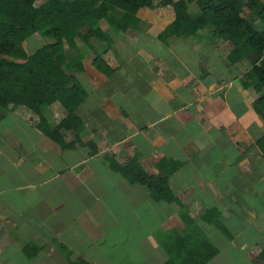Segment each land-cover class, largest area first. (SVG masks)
I'll list each match as a JSON object with an SVG mask.
<instances>
[{"label": "crops", "instance_id": "0c3cea01", "mask_svg": "<svg viewBox=\"0 0 264 264\" xmlns=\"http://www.w3.org/2000/svg\"><path fill=\"white\" fill-rule=\"evenodd\" d=\"M159 1L125 30L100 19L103 40L65 45L75 61L64 70L86 93L77 119L58 101L39 116L0 107V264H165L175 242L200 252L201 236L215 250L202 264H264V118L243 84L250 66L204 30L161 40L175 14ZM52 42L35 33L22 45L30 55ZM104 52L110 75L93 64ZM130 164L167 172L168 193L115 168Z\"/></svg>", "mask_w": 264, "mask_h": 264}, {"label": "trees", "instance_id": "16d2710c", "mask_svg": "<svg viewBox=\"0 0 264 264\" xmlns=\"http://www.w3.org/2000/svg\"><path fill=\"white\" fill-rule=\"evenodd\" d=\"M35 1L0 0V107L12 103L28 107L39 116L41 106L58 101L67 111L69 122L77 119L73 112L86 93L64 70L75 61L74 58L66 61L65 45L74 50L75 38L85 44L90 37L103 40L96 25L100 19L125 30L140 8L154 7L156 0H46L39 6H35ZM191 2L199 10L195 18L188 13ZM166 4L172 6L175 19L159 34L160 39L165 41L170 35L188 36L204 30L211 38L229 42L232 49L228 61L233 64L244 60L250 66L243 84L255 91L253 108L264 118V3L261 0H160L155 9ZM113 10H121L123 18L114 19L110 15ZM35 33L50 37L53 42L28 55L22 43ZM76 59L80 62L81 57ZM93 64L105 75L113 71L105 61V52L96 55ZM61 125L65 126V122ZM257 144L264 148V135ZM169 163L170 173L178 168L176 162ZM115 168L128 181L146 185L154 194L169 191L165 182L167 172L150 176L135 164L115 165ZM167 196V201L174 200L171 193ZM195 237L192 241L199 242ZM185 244L175 242L165 264H202L215 251L202 236L200 252L194 247L183 254L180 247Z\"/></svg>", "mask_w": 264, "mask_h": 264}, {"label": "rangeland", "instance_id": "374dc122", "mask_svg": "<svg viewBox=\"0 0 264 264\" xmlns=\"http://www.w3.org/2000/svg\"><path fill=\"white\" fill-rule=\"evenodd\" d=\"M46 0H36L35 1V6H39V5H41L43 2H45ZM41 36L40 35H37V41H36V46H39V45H41L42 44V42H45L46 41V39L45 38H40ZM41 43V44H40ZM36 49V48H35ZM28 53H30V50L28 49Z\"/></svg>", "mask_w": 264, "mask_h": 264}]
</instances>
